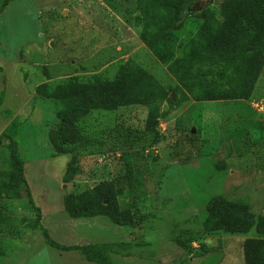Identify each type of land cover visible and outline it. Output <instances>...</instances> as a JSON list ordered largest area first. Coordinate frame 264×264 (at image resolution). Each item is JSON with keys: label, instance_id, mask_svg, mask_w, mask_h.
<instances>
[{"label": "rangeland", "instance_id": "obj_1", "mask_svg": "<svg viewBox=\"0 0 264 264\" xmlns=\"http://www.w3.org/2000/svg\"><path fill=\"white\" fill-rule=\"evenodd\" d=\"M160 1L0 0V85L8 91L0 121L9 125L0 130V264H97L47 237L96 246L91 251L110 264H244V241L264 239L255 229L204 232L206 211L218 201L264 216V69L252 95L237 98L248 25L237 28L235 50L211 53L206 41L218 33L225 0H183L172 16ZM138 70L165 93L88 111L76 129L62 127L70 85L97 75L119 81ZM52 133L68 151L78 152V134L94 141L67 182L72 155L56 153ZM11 146L31 199L20 180L10 181ZM126 162L135 181L115 210L132 205L136 228L65 213V195L92 201L123 183Z\"/></svg>", "mask_w": 264, "mask_h": 264}, {"label": "trees", "instance_id": "obj_2", "mask_svg": "<svg viewBox=\"0 0 264 264\" xmlns=\"http://www.w3.org/2000/svg\"><path fill=\"white\" fill-rule=\"evenodd\" d=\"M245 3L250 5V10L244 8ZM160 4L167 12L170 11L168 15L172 16V13L183 9L185 3L183 0H161ZM218 13L221 20L218 33L214 38L206 41V48L211 53H229L235 50L234 37L237 28L242 24L248 25L250 36L245 43L244 51L249 52L250 55L244 61L245 79L237 94V98L240 100L248 99L264 69V0H225L220 4ZM69 88L70 91L63 99L65 115L61 123L62 127L68 129H76L78 120L88 111H111L117 103L140 105L165 93L164 87L151 74L143 70H138L119 81H108L97 75L88 79L84 85H70ZM55 97L61 99L62 96L55 94ZM78 140V152L68 151L63 146L56 144L53 133L49 134V142L56 153L72 155V159L65 169V182L79 175L78 167L75 166L78 154L94 147V141L81 134H78ZM10 155L14 170L10 181L16 184L20 180L28 190L31 199L23 172V163L14 146L10 147ZM130 164L125 163L126 174L123 183L118 181L113 190L97 196L92 201L85 199L86 193L65 195L63 197L65 213L74 220L106 217L116 226L136 228L135 208L132 205L120 212L115 210V202L124 196V188L128 187L132 191L135 178ZM206 214L205 233L248 234L252 229H255L256 233L264 235V216L256 217L246 204L222 200L213 203L207 209ZM46 242L51 246L56 245L66 252L79 251L97 264H110L105 262L100 255L91 251L96 246L65 247L55 244L48 237ZM177 245L181 248L185 247L181 242ZM242 249L244 264H264V239L246 240ZM206 260H202V264Z\"/></svg>", "mask_w": 264, "mask_h": 264}, {"label": "crops", "instance_id": "obj_3", "mask_svg": "<svg viewBox=\"0 0 264 264\" xmlns=\"http://www.w3.org/2000/svg\"><path fill=\"white\" fill-rule=\"evenodd\" d=\"M3 96H4V100H3V103L1 104V107H0V115L3 113V109H6V107H4V106H7L5 102H6V99L8 97V91H6V88L5 87L3 88L0 85V97L2 98ZM6 125L9 126L8 123L7 124H4V122L0 121V130L2 129V127H5Z\"/></svg>", "mask_w": 264, "mask_h": 264}]
</instances>
